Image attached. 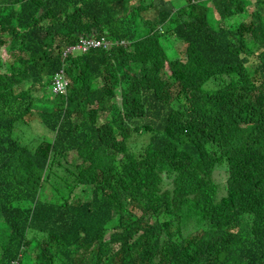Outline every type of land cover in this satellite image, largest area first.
Returning <instances> with one entry per match:
<instances>
[{
  "label": "trees",
  "instance_id": "16d2710c",
  "mask_svg": "<svg viewBox=\"0 0 264 264\" xmlns=\"http://www.w3.org/2000/svg\"><path fill=\"white\" fill-rule=\"evenodd\" d=\"M181 1L0 0V218L14 229L0 236V264L19 263L42 235L66 264L80 247L91 264H264V0ZM80 2L89 10L77 18ZM152 11L172 26L145 45L148 26L128 13ZM130 30L135 41L118 45ZM93 33L111 50L53 51ZM178 40L186 59L170 61L166 85L164 42ZM62 68L70 88L51 99ZM40 104L53 137L32 148L16 131ZM128 148L144 149L140 166ZM224 165L226 187L214 179Z\"/></svg>",
  "mask_w": 264,
  "mask_h": 264
},
{
  "label": "clouds",
  "instance_id": "9594fccd",
  "mask_svg": "<svg viewBox=\"0 0 264 264\" xmlns=\"http://www.w3.org/2000/svg\"><path fill=\"white\" fill-rule=\"evenodd\" d=\"M84 1H88V0H84ZM134 2H137V1L134 0ZM88 10H89V6H87V4L84 3V2H80L76 6V8L72 11V13L74 15H76V17L78 18L79 16L86 14L88 12ZM128 15L132 19V22H133L134 26H148V33H147V37L145 39V45H148L150 42L153 41V39L157 35L163 34L164 32H166L172 26L170 24V22H166V23H156L154 21V18L156 16L154 18H150V17H147L146 15H141V14L136 13V12H129ZM39 27L42 29V31H43V33H44L45 36L58 37V36H61L62 35L61 33L54 31V28L51 25H42V26H39ZM120 37H121L120 38V42L117 43V44L118 45H121L122 47H126V46L131 45L135 41L136 33H135L134 30H130V31H126V32L121 33L120 34ZM82 40H86V41H89L91 43V47H90V50L89 51L84 52V51L78 50V48H76V46L79 45ZM97 42H100V44L97 45V46H93ZM58 44L59 43L57 41H55V42H53V45H52L53 51L56 53V56L57 57L62 56L64 58L71 57L73 59H78L79 54H86V53L90 52L91 50H94V48H102V50H108L109 51L114 46V42L113 41H109L105 36H97V35H95V33H93L91 35H87V36H81L79 38L78 42L75 43V44L66 43V42H61L60 45H58ZM5 50H6V48H5ZM68 50H71V51H68ZM181 59L184 60L182 56H181ZM11 60H9V61H11ZM163 60L165 62H164V65L162 66L161 73L164 74L165 81H166L165 84L168 85L169 83L172 82V80L174 78V70H172V68H170L171 67L170 66V59H169L168 55ZM6 62H8V61H6ZM174 62H178V61L176 60ZM58 75H62L63 76V79H64V81L66 83V86H65V90L63 92H57L56 93L54 90H55V87H56V79H57V76ZM70 85H71V80H70L69 76L67 75L65 68H62L61 70H59L53 76V79H52V82H51L49 88H51V92L53 94L55 92L54 95H56L58 97H61V96H66L67 95L68 90L70 88ZM116 92H117V90H116ZM115 100L118 101L119 106L121 107V104H120L121 103V99H120V97H116ZM42 108L46 110L43 113V118H42V122L45 125V123H44V116H45L46 113H50V112H49V109H47L44 104L41 107H39V109H42ZM38 110H36V111H38ZM147 114H148V109L146 111V115L141 114L140 117L142 119H144V120H147ZM192 114H194L193 111H192ZM30 115H32V113H30L29 115H27L25 117L24 121L21 122V123H26L27 122L26 118L28 116H30ZM181 119L182 120L188 119V113L186 112V110L184 108H182ZM21 123H20V125H21ZM20 131H21V129H20ZM43 140L52 141L51 138H46V137H43V136H37L35 138V140L32 143H30V145H27V146H30L32 148H36V147H38L41 144V142ZM36 143H37V145H36ZM128 149L130 150V153L132 154V157H129L130 161L132 163H134L136 166H140L143 163V160L145 158L144 149H143V152H142V156L141 157H135L134 154H133V150H131L132 148H128ZM222 168H225L226 169V172H227V180H228L227 167L226 166H222ZM226 185H227V181H226L225 187H226Z\"/></svg>",
  "mask_w": 264,
  "mask_h": 264
},
{
  "label": "rangeland",
  "instance_id": "374dc122",
  "mask_svg": "<svg viewBox=\"0 0 264 264\" xmlns=\"http://www.w3.org/2000/svg\"><path fill=\"white\" fill-rule=\"evenodd\" d=\"M181 3L183 5H188L189 4V0H182ZM146 16L150 17V18H154L156 16V13H155V11H152L151 13H148ZM216 16H217V18H219L217 13H216ZM244 21H246V14H241V15L235 16L228 23L232 22V23H235L236 25H239L240 23H242ZM7 39H8V37H7ZM176 42H180V43H183V44L178 46V47H176ZM176 42H174V43L172 41H165L164 42V45L166 47L167 54H168V57H169L170 61H176L178 59H181V56L183 57V59H185V52H186L185 46L187 47V43H185L183 41H180V40H178ZM2 53H3L5 61H9V60L12 59L10 54H8L7 51L5 50V47H3ZM44 79L46 80V78H44ZM49 92H51V88L49 89ZM115 92H116V90H115ZM56 97L57 96L54 95V94L50 95L51 99L56 98ZM42 105L43 104H40L37 107H35L33 109V111H32V115H30V116H28L26 118L28 123L27 122L26 123H21L20 127L17 129L16 135L19 137L18 140L21 141V144L30 145V143H32L37 136H43V137H46V138H52L53 134L50 132V130L42 122L43 113L46 111L43 108L39 109V107H41ZM36 110H38V111H36ZM109 115H110L109 113L108 114H104V116H106V117L109 116ZM20 129H21V131H20ZM36 145H37V143H36ZM224 166H226V165H224ZM214 178H215V180L217 182H225V180L227 181L226 169L225 168L218 169L215 172V174H214ZM81 189H82L81 187L78 188L76 190V193L81 192ZM219 191H220V188H219ZM84 199L87 200L88 199V195ZM185 224L187 225L188 221H185ZM186 230L189 231L187 229V226H186ZM1 231H2V227L0 226V233H1ZM32 233L35 234V232L30 231L28 236L31 237ZM189 233L195 234V229H194L193 226H190V231L188 232V234ZM188 234H187V236H188ZM42 236H44V235H42ZM177 237H178V241L184 239V238H181V236H179V234L177 235ZM35 245L36 244H33V246H31L30 248H28V250L26 252H24V257L21 260V264H35V260H34V258L32 256V248ZM92 253H93L92 250H83L80 253L81 254L80 258L82 259V260H80V264H91L92 258H93L92 257L93 256Z\"/></svg>",
  "mask_w": 264,
  "mask_h": 264
},
{
  "label": "crops",
  "instance_id": "0c3cea01",
  "mask_svg": "<svg viewBox=\"0 0 264 264\" xmlns=\"http://www.w3.org/2000/svg\"><path fill=\"white\" fill-rule=\"evenodd\" d=\"M54 94H55V92H54ZM0 226L2 227V231L0 233V236L3 239V241H5L7 243L11 239V235H12V233H14V229H13V227H12V229H8L6 224L3 222V219H1V218H0ZM40 239H41V244L38 245L37 248H32V256L35 260V264H41V261H43L44 256L45 255H51L52 252H54L53 260H52V256H51V263L52 264H66V262H67L66 258L63 257L62 254L60 252H58L56 249V248H58L57 245L55 246V248H50L49 244L44 241V236H41ZM0 250H1V246H0ZM83 250H87V249L80 247V249L78 251L79 258L81 257L80 253ZM0 256H1V252H0ZM23 257H24V254L21 256L19 263L14 262L13 264H15V263L21 264V260L23 259ZM78 264H80V262Z\"/></svg>",
  "mask_w": 264,
  "mask_h": 264
},
{
  "label": "built area",
  "instance_id": "2783aa9c",
  "mask_svg": "<svg viewBox=\"0 0 264 264\" xmlns=\"http://www.w3.org/2000/svg\"><path fill=\"white\" fill-rule=\"evenodd\" d=\"M100 42H97L95 43L93 46H97L99 45ZM90 47H91V43L89 41H86V40H82L81 43L79 45L76 46V48H78V50H82L84 52H87L90 50ZM68 51H71V50H68ZM65 86H66V83L63 79V76L62 75H58L57 76V79H56V87H55V92H63L65 90Z\"/></svg>",
  "mask_w": 264,
  "mask_h": 264
}]
</instances>
